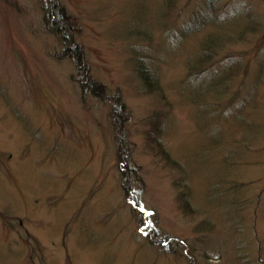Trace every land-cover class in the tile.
I'll use <instances>...</instances> for the list:
<instances>
[{
    "label": "rangeland",
    "instance_id": "1",
    "mask_svg": "<svg viewBox=\"0 0 264 264\" xmlns=\"http://www.w3.org/2000/svg\"><path fill=\"white\" fill-rule=\"evenodd\" d=\"M42 1L0 0V264H264V0H46L88 80Z\"/></svg>",
    "mask_w": 264,
    "mask_h": 264
},
{
    "label": "trees",
    "instance_id": "2",
    "mask_svg": "<svg viewBox=\"0 0 264 264\" xmlns=\"http://www.w3.org/2000/svg\"><path fill=\"white\" fill-rule=\"evenodd\" d=\"M171 1L172 0H170V2ZM42 7H43V12L45 15L44 17H45V21H46L47 25L49 24L50 26L55 28L56 32L62 36L63 40L68 39L71 42H73V45L67 47V49L65 51L71 52V54L77 58V60H75V61H76L77 67H78V74H80L79 79L88 80V76L84 75L85 74V63H84L85 60L83 59V56H82V49L80 46H78L76 44V42H74L73 35H72L71 31L67 30L70 28L68 26L69 13L67 12L66 8L60 4H57L56 2H47L46 0L42 1ZM185 29H187V28H185ZM185 32H186V30H185ZM207 43L210 44L211 41L209 40ZM200 55H201V57L199 56L196 59H194V64L191 65L190 68L192 69L195 66L197 67L200 65V67H202L201 69L199 68L200 72L201 71L203 72L206 69H209L210 67H212V65L208 64V65H204L205 66L204 67L203 66V64H204L203 63V61H204L203 54H200ZM209 57H210V55H207L205 59L208 60ZM197 70L198 69H196V71ZM138 71H139L140 75L142 76L141 79H143V82H144L145 86H147L148 89L154 90V89L161 88V91L163 90L162 86H161L162 84L159 82V80L157 79L155 74H153V72L150 70L149 67H147V65L144 62L139 63ZM87 84H88V86H90L91 89H93V85H94V88H96V91H101L100 94L104 92L103 86H100L99 82H97V84H96V80H94V79H93V81H92V79L89 80ZM120 110H123V108H121ZM175 164H176V162H175ZM189 205H191V202H189L188 199H185V201L181 204V206L184 208L188 207Z\"/></svg>",
    "mask_w": 264,
    "mask_h": 264
}]
</instances>
